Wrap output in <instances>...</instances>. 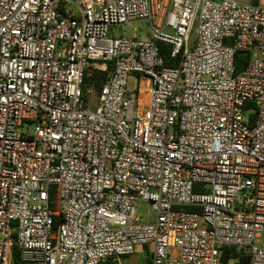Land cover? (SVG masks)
<instances>
[{
    "label": "built area",
    "instance_id": "1",
    "mask_svg": "<svg viewBox=\"0 0 264 264\" xmlns=\"http://www.w3.org/2000/svg\"><path fill=\"white\" fill-rule=\"evenodd\" d=\"M258 54L264 0H0V264H264Z\"/></svg>",
    "mask_w": 264,
    "mask_h": 264
},
{
    "label": "trees",
    "instance_id": "2",
    "mask_svg": "<svg viewBox=\"0 0 264 264\" xmlns=\"http://www.w3.org/2000/svg\"><path fill=\"white\" fill-rule=\"evenodd\" d=\"M161 48V54L164 58L165 66L168 68L176 67L178 66V59H172L169 55L168 48L165 45H160ZM250 55L246 54L244 52H239L236 54V73H240L244 67L246 66ZM106 78V73L102 72H96L92 78H88L86 81H94L96 85V90L99 92L101 90L102 84ZM253 106L248 105L245 108V112L252 110ZM250 120L253 122L256 118V113H251ZM198 188H195V191H197ZM175 210H179V208H175ZM186 212H198V209L196 208H185ZM58 225V219H55V229ZM223 261L224 263H229L230 261H233L235 264H251V258L250 255L246 252H238L235 249L232 248H225L223 251ZM12 264H19L18 261V255L16 252L13 253L12 256Z\"/></svg>",
    "mask_w": 264,
    "mask_h": 264
},
{
    "label": "rangeland",
    "instance_id": "3",
    "mask_svg": "<svg viewBox=\"0 0 264 264\" xmlns=\"http://www.w3.org/2000/svg\"><path fill=\"white\" fill-rule=\"evenodd\" d=\"M128 29L129 31L133 34V35H136V37L138 39H148L149 38V28H148V24L146 21H134V20H131L129 21V25L127 27V25H121V26H113L110 28L109 30V37L111 38H114V37H121V38H129V32H128ZM136 30V32L134 31ZM194 38V35H192V39ZM258 57L260 59H264V56L261 55V54H258ZM135 84L134 80L131 79L129 81V87H133ZM97 100H98V92H94V105H93V108L94 109L97 105ZM141 213H146L148 211V206L146 204H142L141 205ZM151 218H153V215H151ZM142 222H146V218L142 216V219H141ZM141 248V246L137 247L136 248V253H138V249ZM127 258H124L123 259V262L124 260H126ZM126 263V262H125Z\"/></svg>",
    "mask_w": 264,
    "mask_h": 264
},
{
    "label": "crops",
    "instance_id": "4",
    "mask_svg": "<svg viewBox=\"0 0 264 264\" xmlns=\"http://www.w3.org/2000/svg\"><path fill=\"white\" fill-rule=\"evenodd\" d=\"M138 253H136L135 250V254L129 258H127L126 260H124V262H126L127 264H150V260H151V248L147 247V246H141V248L138 249L137 251Z\"/></svg>",
    "mask_w": 264,
    "mask_h": 264
}]
</instances>
